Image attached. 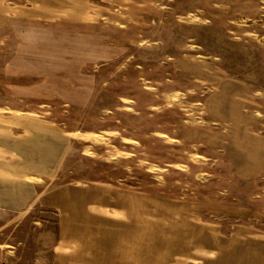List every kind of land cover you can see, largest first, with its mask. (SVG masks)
<instances>
[{"label": "rangeland", "instance_id": "1", "mask_svg": "<svg viewBox=\"0 0 264 264\" xmlns=\"http://www.w3.org/2000/svg\"><path fill=\"white\" fill-rule=\"evenodd\" d=\"M126 6L56 39L44 21L29 28L36 42L0 32V74L49 51L61 69L52 91L5 92L0 77V116L63 124L70 150L55 185L77 188L79 217L120 219L109 228L131 235L135 264H264V0ZM37 213L56 229L57 212Z\"/></svg>", "mask_w": 264, "mask_h": 264}, {"label": "crops", "instance_id": "2", "mask_svg": "<svg viewBox=\"0 0 264 264\" xmlns=\"http://www.w3.org/2000/svg\"><path fill=\"white\" fill-rule=\"evenodd\" d=\"M135 2L0 0V32L20 43L29 38L36 42L37 33H30L29 28L37 29L38 23L44 21L55 24L47 30L52 31L49 38L56 39L54 30L58 27L109 22L111 16L119 20L112 5H128L124 9L130 11ZM42 43L52 45L57 41ZM19 55L1 70L5 92L56 88V79L61 78L60 66L56 64L59 54L49 51L33 57ZM36 60L47 63L43 68L31 64ZM31 78L43 80L30 86ZM27 100L21 98V107ZM15 114L0 116V264H135V256L127 255L134 251L124 246L131 235L109 228V221L120 219L105 214L79 217L77 188L72 184L55 185L65 170L70 150L69 133L63 124L21 110ZM37 210L57 212L55 230H47L45 217L35 214ZM45 237H53L50 249L45 247Z\"/></svg>", "mask_w": 264, "mask_h": 264}]
</instances>
